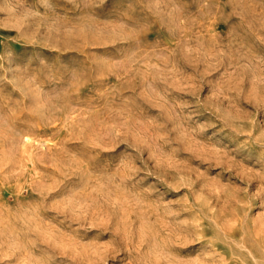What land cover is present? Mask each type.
<instances>
[{"label": "rangeland", "instance_id": "obj_1", "mask_svg": "<svg viewBox=\"0 0 264 264\" xmlns=\"http://www.w3.org/2000/svg\"><path fill=\"white\" fill-rule=\"evenodd\" d=\"M0 264H264V0H0Z\"/></svg>", "mask_w": 264, "mask_h": 264}, {"label": "bare ground", "instance_id": "obj_2", "mask_svg": "<svg viewBox=\"0 0 264 264\" xmlns=\"http://www.w3.org/2000/svg\"><path fill=\"white\" fill-rule=\"evenodd\" d=\"M241 49V48H240ZM75 108V107H74ZM77 108V107H76ZM21 138V137H20ZM21 151V150H20ZM35 153V152H34ZM38 158V157H37Z\"/></svg>", "mask_w": 264, "mask_h": 264}]
</instances>
